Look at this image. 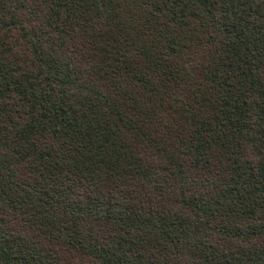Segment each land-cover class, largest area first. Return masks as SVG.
<instances>
[{"label":"trees","instance_id":"1","mask_svg":"<svg viewBox=\"0 0 264 264\" xmlns=\"http://www.w3.org/2000/svg\"><path fill=\"white\" fill-rule=\"evenodd\" d=\"M0 264H264V0H0Z\"/></svg>","mask_w":264,"mask_h":264}]
</instances>
